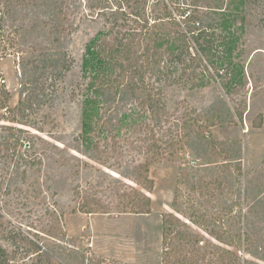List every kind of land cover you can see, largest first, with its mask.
<instances>
[{
  "label": "rangeland",
  "instance_id": "1",
  "mask_svg": "<svg viewBox=\"0 0 264 264\" xmlns=\"http://www.w3.org/2000/svg\"><path fill=\"white\" fill-rule=\"evenodd\" d=\"M166 1L176 9L184 0ZM238 2L220 0L216 10ZM116 5L115 0H37L16 6L6 17L0 39L8 35L10 40L0 45V80L5 79L0 85L10 93V107L30 96L26 114L38 130L22 126L31 133L21 134L31 146L15 148L1 126L13 123L0 119V248L16 252L4 264H160L161 215L170 211L186 220L202 213L194 228L203 223L213 230L225 227L222 241L201 230L206 240L237 252L234 264H264V18L251 0L229 16H237L230 31L237 37L233 57L240 71L227 84L229 90L224 78L203 69L194 47L186 50L187 39L174 37L170 21L159 25L153 44L170 50L165 64L172 56L181 60L172 82L164 81L166 69L157 81L165 104L178 119L188 111V125L195 115L191 108L215 125L194 128L184 151L150 162L151 211H73L77 184L86 188L91 182L106 194L111 177L139 186L133 165L141 156L129 160L125 142L139 133L146 92L142 86L135 96L117 92L115 71L98 67L89 55L92 42L118 18ZM220 14L213 12L207 22L216 25L212 19L220 22ZM162 71L155 66L157 77ZM1 114L9 115L4 108ZM14 162L20 164L17 169ZM36 242L42 247L37 255Z\"/></svg>",
  "mask_w": 264,
  "mask_h": 264
},
{
  "label": "trees",
  "instance_id": "2",
  "mask_svg": "<svg viewBox=\"0 0 264 264\" xmlns=\"http://www.w3.org/2000/svg\"><path fill=\"white\" fill-rule=\"evenodd\" d=\"M36 1L0 0V35L4 36L6 17L13 13L12 10L16 6L23 5V3L34 5ZM115 1L118 2V5L113 7V11L117 13L118 18L111 24L109 32L98 36L92 42L89 55L95 65L99 64L98 67L107 71H115L116 76L112 77V81L117 82L114 85L117 92H122L125 89L128 94L135 96L141 86L146 92V96L140 101L143 119L139 123V133L134 138L126 139L125 142L129 160L134 162L136 155L141 156L138 158L137 164L133 165L139 170L135 177L139 186H132L111 177L110 194H106L105 188L102 191L97 190L91 182L86 188L77 184L73 188L72 200L75 202L73 211L117 215L147 214L151 211L149 193L154 185L153 179L147 175L150 162L162 157H172L179 150L184 151L186 140L190 136L196 135L197 131L205 127L215 125L214 121L203 122L201 113L195 108H191L195 115L191 124L188 125V111L184 112L183 119H178L175 116V109L170 110L165 104L162 88L157 84V81L160 80V77L165 76L166 69L167 76L163 77L164 81L167 84L172 82L171 77H173L175 66L181 60L172 56L168 60V64H165V55L170 50L153 44L155 37L157 38L159 35V25L163 21H170L174 37L187 39L191 45H188L186 50H192L194 47L196 50L194 55L200 56L204 62L203 69L208 72V68H211L220 78H224L222 85L229 90L227 84L231 80L235 81L237 75H240L233 57L237 37L234 32L230 31L232 21L235 22L237 16L232 18L229 16L234 10H238V7L242 8L249 0H239L238 3H234V8H229L227 11L216 10L221 8L218 7L220 0H215L216 2L211 6L206 4V0L179 1L176 9H173L166 0ZM251 1L257 2L264 18V0ZM213 12H222L219 18L220 22L217 21L218 19H212L217 22L216 25L207 22L209 15ZM7 40H10L8 35L6 39H0V45L7 46ZM181 64L182 69L187 71L189 63ZM157 65L163 70L159 72V77L154 73V68ZM151 76H156L154 82L149 80ZM100 85L104 86V83H100ZM0 86H2L0 87V109L4 108L9 114H1L0 119L13 123V125L3 124L1 126L6 133H10V136L13 137L12 146L15 148L20 145L26 148L30 147L31 142L25 141L21 134H31L28 129H24L22 126L38 130L35 119H28L26 114L33 102L29 95H25L18 100L15 106L10 107L8 105L10 93L3 87V84ZM236 116L241 121L242 111L237 112ZM111 136L116 138L113 132ZM3 143L6 148H11L9 140H4ZM98 144H96L97 148ZM12 165L16 169L20 166L18 162H14ZM121 185L124 186L123 190L120 189ZM101 195L109 200L105 201ZM111 196L115 199H111ZM174 201L171 203L172 206H175ZM111 203H114V207ZM189 216L186 220L171 211L161 215L163 229L160 240V264H234L238 259L237 252L206 240L205 234L201 230L204 229L209 236L222 241L227 229L225 227L219 228L220 230L208 229L209 227H205L204 223L200 227L194 228L192 222H200L204 215L201 213L196 217ZM191 218L196 221H192ZM41 250L39 242L33 243L34 254H40ZM46 255L50 260L48 253ZM15 257L16 252L13 251L9 254L4 248H0V264Z\"/></svg>",
  "mask_w": 264,
  "mask_h": 264
},
{
  "label": "built area",
  "instance_id": "3",
  "mask_svg": "<svg viewBox=\"0 0 264 264\" xmlns=\"http://www.w3.org/2000/svg\"><path fill=\"white\" fill-rule=\"evenodd\" d=\"M0 82L4 83L5 82V79H1Z\"/></svg>",
  "mask_w": 264,
  "mask_h": 264
}]
</instances>
